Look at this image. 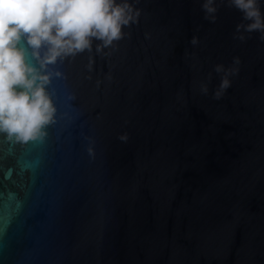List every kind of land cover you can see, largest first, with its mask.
<instances>
[{
	"label": "water",
	"instance_id": "1",
	"mask_svg": "<svg viewBox=\"0 0 264 264\" xmlns=\"http://www.w3.org/2000/svg\"><path fill=\"white\" fill-rule=\"evenodd\" d=\"M130 2L123 39L51 66L47 137L0 135V264H264L261 33L236 37L229 0L215 22L203 0ZM217 64L239 68L220 99Z\"/></svg>",
	"mask_w": 264,
	"mask_h": 264
},
{
	"label": "clouds",
	"instance_id": "2",
	"mask_svg": "<svg viewBox=\"0 0 264 264\" xmlns=\"http://www.w3.org/2000/svg\"><path fill=\"white\" fill-rule=\"evenodd\" d=\"M243 14L236 37L260 32L264 40V12L259 0H229ZM205 19L215 22L218 5L203 0ZM141 10L130 0H0V135L9 141L28 144L43 141L56 122L58 107L49 86L63 73L51 66L85 51L94 41L97 53L124 38L125 27L138 23ZM191 44L199 43L193 36ZM234 64L240 58L234 57ZM92 64L90 62L89 68ZM223 73L214 97L220 99L231 86L229 77L238 67L215 66ZM203 93L207 85L201 86ZM128 134L119 136L128 140ZM88 152L94 155L92 147Z\"/></svg>",
	"mask_w": 264,
	"mask_h": 264
}]
</instances>
